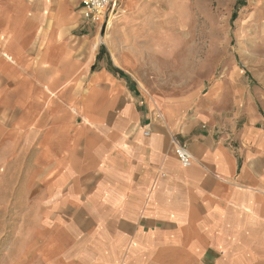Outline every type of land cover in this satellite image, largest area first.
<instances>
[{
	"label": "crops",
	"instance_id": "0c3cea01",
	"mask_svg": "<svg viewBox=\"0 0 264 264\" xmlns=\"http://www.w3.org/2000/svg\"><path fill=\"white\" fill-rule=\"evenodd\" d=\"M82 2L0 0V223L21 224L15 264H264V87L235 75L143 95ZM149 3L123 0L117 29H145Z\"/></svg>",
	"mask_w": 264,
	"mask_h": 264
},
{
	"label": "rangeland",
	"instance_id": "374dc122",
	"mask_svg": "<svg viewBox=\"0 0 264 264\" xmlns=\"http://www.w3.org/2000/svg\"><path fill=\"white\" fill-rule=\"evenodd\" d=\"M68 1L77 11L79 0ZM122 3L113 0L114 15L105 22L85 20L99 42L110 48L113 42V54L125 58L131 83L143 95L208 93L215 85L231 87L235 75L241 84L264 87V0H150L145 29L139 23L125 34L116 27ZM20 225L14 218L0 223V264L17 262L19 255L12 252L20 242V233L15 234Z\"/></svg>",
	"mask_w": 264,
	"mask_h": 264
},
{
	"label": "built area",
	"instance_id": "2783aa9c",
	"mask_svg": "<svg viewBox=\"0 0 264 264\" xmlns=\"http://www.w3.org/2000/svg\"><path fill=\"white\" fill-rule=\"evenodd\" d=\"M82 12L87 21L97 22L101 19L106 20L107 15L109 18L114 15L113 0H83ZM149 135V133H145ZM174 153L179 159L183 167L192 165L193 157L187 146L180 145L173 139Z\"/></svg>",
	"mask_w": 264,
	"mask_h": 264
}]
</instances>
